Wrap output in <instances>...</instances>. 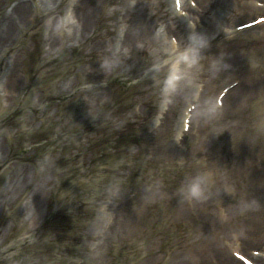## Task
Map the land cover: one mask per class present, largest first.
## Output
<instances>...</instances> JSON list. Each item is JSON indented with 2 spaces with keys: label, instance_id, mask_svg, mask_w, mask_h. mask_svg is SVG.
Listing matches in <instances>:
<instances>
[{
  "label": "rangeland",
  "instance_id": "rangeland-1",
  "mask_svg": "<svg viewBox=\"0 0 264 264\" xmlns=\"http://www.w3.org/2000/svg\"><path fill=\"white\" fill-rule=\"evenodd\" d=\"M87 1L90 5L94 4L96 6L97 4L96 0ZM70 2L71 0H64L63 3L65 4H59L58 9L54 12L57 17L54 30V35L59 42L57 49L55 46L54 49L50 48L49 43L47 45V42H44L45 32H47L46 25L43 23L44 13L40 12L36 24L30 26L22 34V38L27 42L17 43L19 47L24 49L23 79L20 90L21 102L16 104L18 100L15 102L16 99H12L10 104L6 105L3 98H0V136L4 139L3 144L6 147L8 145L7 139L8 142L10 139L7 137V133L3 135L1 131L6 127L5 123L10 125L11 121L18 123L24 146L30 142L31 134L35 127L40 124L42 117H48L52 122L58 120L61 124L60 128L66 126V130L70 132L69 134L49 133L45 144L48 150L42 154L43 164L39 168H44V173L36 177L34 165L25 161V157L31 155L29 147L25 148L24 153L18 155H15L12 150L8 160L2 164L3 167L0 168V190L4 186V180L6 182L8 179L7 175H11L10 179L12 177L15 179L19 175L22 180L19 192L24 193L15 202L10 201L5 206L0 204V264H33L37 260L34 259L37 255L36 250L40 249L38 245L35 247L36 242H33L36 240V235L39 234L38 227L44 222L51 208L52 192L55 189L60 204L70 201L71 196L77 193L78 178L72 171L74 166L72 163L76 158L79 159L75 156L76 153L81 157L88 158L85 161L86 166L80 179L86 177L87 181L91 179L96 182L102 181L100 175L102 172L101 161H99L95 148L92 151L87 146L88 134L92 132L84 126L91 117V112L95 108V102L99 99V96L102 102H107L111 96V91L114 95L116 94L113 91L112 83L117 78L122 83H126L129 92L134 95L130 98L131 104L123 106L122 114L140 126V128L139 126L136 127V142L130 145L131 150L130 146L127 148L126 155L124 159L122 158L125 163L134 165V200L131 203L132 206H125L123 196L118 197V201L115 199L117 197L115 190L118 189V182H113L112 189L102 192V195L99 194L102 200L97 202L98 199H96L95 201L97 204L104 202L108 206L106 207L107 216H103L98 221V225L93 230L88 231L90 241L87 245L84 246L81 240L76 246L77 249L71 253L73 246L67 248L65 241H55L57 238L55 233L48 231L44 240L49 245L53 244L54 248L50 255L43 258V261L45 264H156L159 261H161L160 264H169L183 250L194 246L198 242L199 228L196 226V223L198 224L196 219H193L189 213H185L187 217L177 219L176 212L178 208L176 206L170 208L169 206L171 201L178 202V204L188 203L189 199L181 193V188L186 185L188 179L197 174L207 176L205 197H194L192 200H198V203L209 205L210 211L205 212L209 216L219 217L221 215L223 217L227 216L224 209L229 211V206L240 199L238 190L240 183H236V169L233 170V167L245 169L249 174L250 182H253L255 178H261L260 174H264L261 171L264 169V158L262 156L264 152V124L262 123L264 115L260 111V106L257 107L256 104L250 105L248 103L241 107V113L237 117L235 110L239 108L232 105L235 99L231 92L230 96L225 99L224 108H215V99L219 92L222 88L228 86L227 84L233 82L238 83V93L244 86L246 89L249 86L252 91L256 92V95L261 93L258 81L261 75H264V42L257 39L250 42L246 41L242 49L240 48L235 52V50L229 48L230 52L226 55L224 50L226 51L227 48L222 49L224 44L222 41L225 40L220 41L217 39L218 42H212L210 45L213 46L202 51L198 63L191 67L187 63H180L179 67L183 73V78L178 82L177 90L167 94L164 90V82L171 67H169L170 65L164 67L165 64H162V59L165 58L169 63L174 58L173 61L176 62L188 47L186 43L181 47L175 44L176 47L170 48L168 44L171 42L169 36L162 34L163 43H166V47L163 46L162 51L164 52L165 48L166 54L159 56L148 51V49H144L141 44L136 45V47L140 46L144 50L134 49V46H131L132 44H128V48H121V44L119 46L118 42H114L121 23L113 26L109 23L113 19L121 18V15L126 12L123 5H128L129 1L105 0L106 7H103L101 15H104L105 18L99 16L96 19L93 31L96 38L81 42L84 46L70 48V41L65 40V33L68 34L70 25L69 12H66ZM141 4L142 6L138 3V0H134V11L128 17L134 18V20L142 18L145 22L154 20L156 23L151 25L155 26L156 31L161 30L162 32L164 26L162 21L144 15V12L157 14V9L154 6L147 5V2ZM219 4L222 7L225 6L221 1H219ZM112 7L113 9L117 7V10L116 12L114 10L113 15H110L109 12L113 9H109ZM225 9L227 17L234 12ZM218 11L220 10L217 9ZM188 12L192 18L193 26L190 25L191 22L189 24L183 17L178 16L173 18L176 25H182L189 32H201L199 25H196V20L199 22V20L204 19V13ZM213 13L210 10L207 14L213 20L216 15L219 16L216 24L218 27L226 17L222 13H214L215 15ZM258 13L262 12H255L251 16L254 17ZM247 19L248 16L237 21L236 19L235 21L232 20L231 25L236 26L238 22ZM39 24H42V26H38ZM224 24L222 28L228 25L225 21ZM60 27H63L64 35L60 32ZM172 36L173 34L170 37ZM175 36L177 37V35H174L173 38ZM105 38L110 41L105 42L109 43L106 52L94 47L95 42ZM39 42L43 44L40 45V49ZM88 47L91 50L90 52H86ZM116 53H118V56L114 57ZM107 59H111L116 68L113 67V79L110 83L107 82L108 86L106 88L107 72L112 69L111 63L106 64ZM135 59L138 60L137 64H134ZM34 61L37 64H34ZM214 61L218 62L217 67L213 66ZM100 64L107 65L106 74L97 73L96 69ZM161 67L163 70H161ZM95 77L103 83L95 94L89 96L88 90L93 85ZM85 81L90 83H85ZM85 85L88 87L83 89ZM71 89H73L72 92L76 93L74 96L78 97L79 103H90L87 105L88 108H85L84 104L80 109L77 108L75 112L73 111L72 114L64 106L63 98H61L63 94L60 92L71 93ZM155 93H157V96ZM84 95H87L86 98ZM160 95L162 99L158 98ZM190 101L194 103V106H200L196 114L195 126L182 141L181 148L184 150L177 148L179 153H177V150L168 151L172 148L168 147V138L170 139L173 129L169 135L168 132L164 131L168 125L170 126L172 120L170 115L177 112V118L173 122L175 121L176 128H179L180 112L187 107L186 105ZM162 102L166 104L165 109L156 117ZM59 107H62V109ZM140 123L145 124L141 125ZM37 130H39V127H37ZM14 131V128L11 127L10 132ZM188 143L190 147H188ZM185 150L191 153L194 152L196 157L199 154H206L210 157L215 156V164L222 168L221 161L226 162L225 170H229V173L225 172L221 185L216 184L213 166L208 167L205 160L196 159L194 161L195 165L189 167V159H185L189 158V155L187 156V153L181 155L186 152ZM61 152H68L69 156L65 161L70 162L58 168L59 161L57 160ZM175 154H180L181 162L179 165H173L172 163L160 164L155 175L152 173L154 169H151L150 162L154 156H158L160 161V158L165 159L167 156ZM122 159L120 166L122 165ZM259 159H261V162ZM107 160L108 164L104 161V169L113 165V163H110V159ZM185 163L187 167H185ZM6 165L9 169L5 178ZM170 170L171 173H169ZM122 172H125V170ZM231 172L232 176H230ZM155 176L159 177L161 183L158 182V186L155 184ZM60 179L63 180V183ZM156 179L158 181V178ZM261 183H264V180ZM155 186L165 187L170 200L166 204L161 202L152 206L144 205L143 203L151 199ZM39 188L40 190H38ZM33 190L37 194L35 196L30 195V200L23 204L27 192L29 191V194H32ZM124 192L126 194L127 191L124 190ZM21 204L25 207L23 209L26 214V225L17 226L14 224L17 232L12 234L14 231L12 220L9 217L4 219V211L7 206ZM210 204L212 205L210 206ZM212 206L214 207L213 211H211ZM18 213L19 211L16 212V214ZM194 213L198 218V213L196 211ZM111 215L115 220L107 218ZM118 216L120 221L117 218ZM230 216H232V213H230ZM180 220L185 221L180 222ZM125 222L130 223L131 226L122 230ZM112 225H115L116 228L107 229ZM112 234H115V236L112 237ZM91 247L94 248L93 251H89Z\"/></svg>",
  "mask_w": 264,
  "mask_h": 264
},
{
  "label": "bare ground",
  "instance_id": "bare-ground-1",
  "mask_svg": "<svg viewBox=\"0 0 264 264\" xmlns=\"http://www.w3.org/2000/svg\"><path fill=\"white\" fill-rule=\"evenodd\" d=\"M31 1L32 3H28L27 0H0V64L4 65L3 72L0 75V86L2 91L0 95L6 103L17 98L21 85L22 62L20 59H23L24 49L21 47L18 49L16 43L26 42V40L24 41L22 39V32L26 31L29 26L36 22L37 14L40 11L47 16L45 24H48L49 32L45 42H50L52 49H54V43L58 42L54 35L56 23L51 16L61 1ZM168 1L170 0H138V3L142 6L141 3L147 2V5L154 6L157 9L158 15L145 12L144 15L148 18L162 21L163 24H166L165 29L167 32L178 34L179 39L176 41L177 43L180 42V47L184 43H186V46H189V32L183 26L176 25L173 19L176 18V16L171 11V8H173L178 14L183 15V7L187 5L188 0H180L182 6L181 10H177L174 0H171L172 2H170L168 8L165 5V2L167 3ZM196 1L197 4L202 7L204 11L203 18L206 19L204 34L207 36L210 44H212V42H218L217 39L220 41L225 40L222 41L224 42L222 49L228 48L227 51L224 50L226 55L230 52L229 48L235 50V52L240 50V48L242 49L245 42L250 40L248 37L260 38L257 39L259 41L264 40V23L244 30V32L235 29L230 31L233 34H218L215 18L219 16L216 15L214 20L212 17H208L210 10H212L210 5L213 0ZM220 1L224 3L225 8L234 11L229 17L223 20V22L225 21L228 25H231L232 20L235 21V19L238 20L250 16L255 13V11L259 10L260 7L264 9V0H260L261 2L259 1V4H262L261 6L257 3L259 7L256 5L255 0H247L245 4H240V0ZM96 2L97 4L95 6L94 4L90 5L87 0L74 1L72 7L73 20L69 25L68 34L65 33V40L72 42V45H80L81 42H87L90 38H96V35L93 33L95 22L96 19L101 16L103 6L104 8L106 7L105 0H96ZM133 3L134 0H130L128 5H123V8L126 10V15L122 20L124 21L122 26L127 27L128 30L124 32L122 29L121 33L123 34L124 32L123 37L120 35L117 41L124 42L123 44L126 47H128L127 43H129L132 44L134 48H139L140 50L148 49V51L155 53L157 56L161 54L165 55L166 51L164 50L163 52L162 49L163 44L166 46V43L162 42V38H158L156 28L152 26L156 21L150 20L145 22L142 18L134 20V18L128 17L131 15V12L134 11ZM111 9H113V7L109 10ZM114 10L116 12L117 7H114L109 14L113 15ZM259 16H264V14ZM253 20L254 19L247 20L241 24ZM110 24L113 26L118 23L116 19H113ZM105 42L110 41L109 39L98 40L95 42L94 47L97 45L99 47L101 45L100 48L106 51L109 43L106 44ZM138 44H141V46L143 45L144 49H141L140 46L136 47ZM168 44L170 45V42ZM211 46L213 45L209 47ZM207 48L204 50H207ZM90 51L88 47L86 52ZM135 63H138L137 59L134 60V64ZM162 63L165 64L164 67L168 65L165 58L162 59ZM106 66L107 65L99 66L98 69L103 71L102 69ZM104 70L106 72L107 69ZM161 70H163V68H161ZM3 148V145H0L1 153H3ZM259 161L261 162V159H259ZM235 169L236 183H240V188L238 190L241 198L239 202L237 201L229 206V212L232 213V216L229 214L228 219L223 223L221 217H212L205 213L210 209L208 207L209 205L204 204V208L200 202L198 203L197 200H195L194 209H196L200 216L198 218L199 221H197V226L199 228L198 242L194 246L183 250L169 264H244L243 261L232 254V251L241 253L238 249L246 251L253 262L264 264V185L260 186L257 181L250 182L249 174L245 169L237 168L236 166L233 167V170ZM261 171L264 173V169ZM220 179H224L222 173L220 174ZM262 180H264V174H262L261 181ZM11 183L13 189L9 192L6 189L0 196V201L2 203L9 201L19 192V181L17 180L15 184L13 181ZM160 197L166 198V195L161 192ZM184 208H186V206ZM213 210L214 207L212 206L211 211ZM252 247H257L255 249H258L259 253L255 254L254 252H249ZM253 249L254 248H252V250ZM160 262L161 261L156 264H160Z\"/></svg>",
  "mask_w": 264,
  "mask_h": 264
},
{
  "label": "clouds",
  "instance_id": "clouds-1",
  "mask_svg": "<svg viewBox=\"0 0 264 264\" xmlns=\"http://www.w3.org/2000/svg\"><path fill=\"white\" fill-rule=\"evenodd\" d=\"M175 39V38H174ZM189 46L184 53L177 59L172 66L167 79L164 82V90L167 94L175 92L178 88V82L183 78L180 70V63H187L189 67L199 62L202 51L210 46L207 36L199 31H192L188 36ZM213 66L217 67L218 62L214 61ZM159 67V65H157ZM207 176L205 174H197L187 180L184 187L181 188L182 195L187 199L203 198L206 193Z\"/></svg>",
  "mask_w": 264,
  "mask_h": 264
},
{
  "label": "snow or ice",
  "instance_id": "snow-or-ice-1",
  "mask_svg": "<svg viewBox=\"0 0 264 264\" xmlns=\"http://www.w3.org/2000/svg\"><path fill=\"white\" fill-rule=\"evenodd\" d=\"M237 255H240L239 253H237ZM248 264H251V261L248 262Z\"/></svg>",
  "mask_w": 264,
  "mask_h": 264
}]
</instances>
